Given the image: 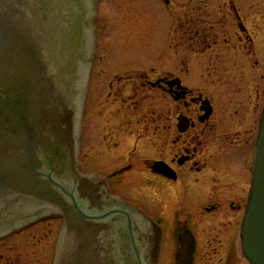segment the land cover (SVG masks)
<instances>
[{
  "label": "flooded vegetation",
  "instance_id": "flooded-vegetation-1",
  "mask_svg": "<svg viewBox=\"0 0 264 264\" xmlns=\"http://www.w3.org/2000/svg\"><path fill=\"white\" fill-rule=\"evenodd\" d=\"M211 1L190 0L184 31L191 42L219 44L212 56L241 60L239 69L163 72L147 81L156 101L146 113H130L117 93L120 122L101 134L94 157L78 139L81 206L101 226L107 264H250L242 229L264 98L261 68L255 76L250 62L259 58L264 0H215L212 12L223 17L215 23L198 18ZM20 210L0 220V264H55L65 216L47 206Z\"/></svg>",
  "mask_w": 264,
  "mask_h": 264
},
{
  "label": "water",
  "instance_id": "water-1",
  "mask_svg": "<svg viewBox=\"0 0 264 264\" xmlns=\"http://www.w3.org/2000/svg\"><path fill=\"white\" fill-rule=\"evenodd\" d=\"M88 1L0 0V220L35 206L63 214L55 264H107L77 186L84 85L77 101L73 87L89 61ZM242 247L264 264V107Z\"/></svg>",
  "mask_w": 264,
  "mask_h": 264
},
{
  "label": "rangeland",
  "instance_id": "rangeland-1",
  "mask_svg": "<svg viewBox=\"0 0 264 264\" xmlns=\"http://www.w3.org/2000/svg\"><path fill=\"white\" fill-rule=\"evenodd\" d=\"M88 2L93 24L89 31L90 54L83 86L79 139L82 133L84 141L82 147L93 157L100 150V147L98 149L97 147L100 146L98 143L101 134L113 129L117 121L120 122L119 118L115 119L118 117L115 115L118 114L116 108L119 104L115 102L117 93L125 99L129 98L126 105L130 113H137V109L146 113L147 109H153L155 106L152 105L153 101H156V98H152L149 94L147 81L162 76L163 72L174 73L175 68L179 66L183 71L190 67L215 65L217 68L226 66L230 69L232 67L239 69L238 66H241V60L232 61L225 59L226 57L222 60L215 59L217 55L212 56L211 49L219 51L221 49L219 44L216 48H208L209 43H203L202 40L200 43L189 40L184 30L188 28L190 22L188 17L191 10L190 0H89ZM179 4H182L181 8ZM218 7L219 4L212 0L207 10L212 14L206 15V11L198 18L207 22L210 20V23H215L217 18L222 20L221 15L217 16V11L212 12V9ZM179 8L182 20L180 33ZM260 22L262 35L259 34L261 36L257 44L259 58L253 59L250 63L254 66L255 76L259 67L261 68V83L264 87V26ZM217 30L218 28L214 29ZM219 30L221 31L222 27L219 26ZM230 32L234 34V30ZM210 44H212L211 40ZM246 44L252 48L248 40ZM248 50L249 48L246 49ZM256 60L259 65H254ZM213 61L215 62L212 64ZM250 77L253 78L254 75ZM197 79L196 83L200 84L201 80L198 76Z\"/></svg>",
  "mask_w": 264,
  "mask_h": 264
},
{
  "label": "bare ground",
  "instance_id": "bare-ground-1",
  "mask_svg": "<svg viewBox=\"0 0 264 264\" xmlns=\"http://www.w3.org/2000/svg\"><path fill=\"white\" fill-rule=\"evenodd\" d=\"M83 71H84V69L81 68L79 78L77 79L76 84L73 87L74 88L73 92L75 93L74 94V100L75 101L78 100L79 91L82 89V85H84V81H83L84 72Z\"/></svg>",
  "mask_w": 264,
  "mask_h": 264
}]
</instances>
